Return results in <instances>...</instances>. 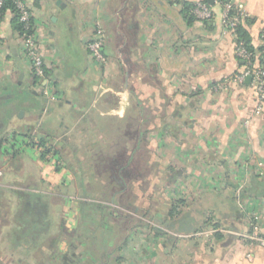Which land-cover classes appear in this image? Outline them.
I'll use <instances>...</instances> for the list:
<instances>
[{
  "label": "crops",
  "instance_id": "1",
  "mask_svg": "<svg viewBox=\"0 0 264 264\" xmlns=\"http://www.w3.org/2000/svg\"><path fill=\"white\" fill-rule=\"evenodd\" d=\"M194 1L30 0L43 78L35 76L13 14L2 16L0 264H105L90 250L95 246L75 234L90 227L81 222L90 216L82 201L103 183L94 174L95 157L115 150L131 119L147 126L154 167L146 178L149 199L143 194L139 204L153 203L157 214L162 199H183L187 209L196 203L211 219L192 231L176 222L157 226L160 232H132L136 252L126 255L128 242L123 264H264V245L248 237L264 238V104L257 107L252 80H237L245 65L219 4L209 2L211 20L190 21L183 3ZM231 1L246 14L243 25L258 48L264 0ZM99 29L104 62L88 49ZM14 133L19 142L3 145L2 137ZM26 137L44 140L53 155L43 160V149ZM167 182L172 185L158 191ZM47 211L53 241L34 245L31 237L45 231ZM10 232H24L36 251L4 252Z\"/></svg>",
  "mask_w": 264,
  "mask_h": 264
},
{
  "label": "trees",
  "instance_id": "2",
  "mask_svg": "<svg viewBox=\"0 0 264 264\" xmlns=\"http://www.w3.org/2000/svg\"><path fill=\"white\" fill-rule=\"evenodd\" d=\"M204 1L209 3L208 0ZM220 1L232 3L231 0ZM194 6V2L183 3V13L190 21L198 20L193 13ZM7 11L13 14L12 24L17 31L22 35L32 31V29H25L24 24L20 21L19 13L13 0L4 1L0 19ZM235 13L236 9L233 8L231 14ZM246 20H248L247 17L237 24L234 33L236 34L237 45L245 48L251 54V57L249 61L239 56L237 58L240 63L250 68H254L256 63L264 67V43L258 48L254 47L250 34L243 25ZM30 25L31 28L34 26L33 19H31ZM244 82L246 81L242 83ZM146 128L147 126H145L144 122L131 119L126 123L125 138H120L119 142L115 143V150L110 153L101 152L95 157L96 168H94V174L103 183L94 185L92 193H97L96 196L89 195L91 199L82 201L84 210L90 211V216L86 218L84 215L81 222L86 225L88 221L90 227H81L82 230L75 235L82 242L87 243L88 241L92 246L94 245L95 247L90 250L93 254L101 257L105 264H111L112 262L123 264L126 261L121 252L129 242L131 233L138 231L140 228L157 230V226L170 227V225L178 222L179 225L189 227L192 231L197 230L204 220L207 223L211 219V217L207 218V214L198 211L196 203L187 209L189 203L187 204V201L183 199H169L168 203H166L165 199H162V205L157 214L153 203L149 207H142L140 205L142 203L139 204L141 195H146L151 190L149 181L146 178L154 170L150 161L151 153L148 149V143L143 135V129L145 130ZM36 144L43 149L41 152L43 160H48L49 154L53 155L51 149L46 147L44 140H40ZM174 176L175 174L169 180L170 182L174 180ZM168 184L172 185V183L168 182L158 184V189L160 188L158 191H162ZM146 197L149 199L147 195ZM162 197L165 198L164 195ZM164 209H167L166 213ZM85 211L84 213H86ZM53 222V217L47 211V214H45V231L43 233L35 232V235H40V238L31 237V242H34V245H36L38 239L41 240L42 238L47 242L53 241L51 237L53 235ZM35 226H37V223ZM157 231L160 232V229ZM18 233L10 232L4 234L3 251L19 257L31 255V253L36 251V248L33 245L29 247L30 244L27 243V237L25 239L22 238L25 235L24 232L23 235ZM28 233L31 234V232ZM62 236L72 237L71 234L64 231ZM216 236H219V234H216ZM22 239L26 242V245Z\"/></svg>",
  "mask_w": 264,
  "mask_h": 264
},
{
  "label": "built area",
  "instance_id": "3",
  "mask_svg": "<svg viewBox=\"0 0 264 264\" xmlns=\"http://www.w3.org/2000/svg\"><path fill=\"white\" fill-rule=\"evenodd\" d=\"M5 0H0V16L2 15V8ZM14 4L19 13V19L24 24L25 29H32L30 33L23 35V45L25 49V53L30 60L33 70L36 77L43 78L46 75V65L43 59V56L37 49L36 38L34 33V27L31 28L30 21L32 19V14L29 9V1L30 0H13ZM219 6L222 9V19L223 24L226 30L233 32L235 31V27L240 21H243L246 17L244 11L239 8V6H234L231 2H223L220 0H216ZM195 6L193 8V13L196 18L201 21H208L213 17V7L210 3L205 2L204 0H195ZM236 9L235 14H231V11ZM262 43H264V31L261 35ZM104 35L103 30L99 29L97 31L96 36L91 40L88 44V49L93 59L99 62L105 61L104 54ZM237 56L241 57L244 60L249 61L251 54L245 50L242 46L236 47ZM251 76V80L254 84V88L258 97V105L257 107L261 109L264 104V67L258 65H254V68H250L249 66H245V71L237 77L239 82L246 81V79ZM248 236V235H245ZM251 239L258 240L262 245H264V238L260 237L257 234H252V236H248Z\"/></svg>",
  "mask_w": 264,
  "mask_h": 264
},
{
  "label": "rangeland",
  "instance_id": "4",
  "mask_svg": "<svg viewBox=\"0 0 264 264\" xmlns=\"http://www.w3.org/2000/svg\"><path fill=\"white\" fill-rule=\"evenodd\" d=\"M246 123H248V121L246 122ZM17 134H15L14 133V136H8V137H6V136H3L2 137V142L4 143L3 145H5V143H7V144H10L11 143V140H16V141H18V140H20V139H18L17 140ZM26 140H29V143L32 141L33 142V144H35L36 142L35 141H38V139H31V138H27L26 137ZM31 140V141H30ZM19 142V141H18ZM42 152V151H41ZM51 155L52 154H49L48 155V157H51ZM182 188H186V187H182ZM175 193L177 194V195H180V193H181V187L180 188H177L176 190H175ZM137 244H138V240H136L135 239V237L133 238V239H131V242H129L128 243V246H129V249L125 252L126 253V255H128L130 258H134V255H135V249H136V247H137ZM124 253V254H125Z\"/></svg>",
  "mask_w": 264,
  "mask_h": 264
},
{
  "label": "water",
  "instance_id": "5",
  "mask_svg": "<svg viewBox=\"0 0 264 264\" xmlns=\"http://www.w3.org/2000/svg\"><path fill=\"white\" fill-rule=\"evenodd\" d=\"M211 4L214 2V0H208ZM251 76H249L247 79H246V82H249V81H251Z\"/></svg>",
  "mask_w": 264,
  "mask_h": 264
}]
</instances>
